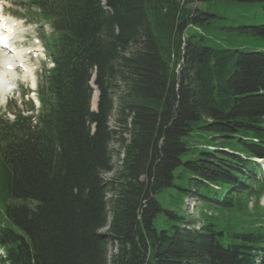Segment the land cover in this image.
Listing matches in <instances>:
<instances>
[{
    "label": "trees",
    "instance_id": "16d2710c",
    "mask_svg": "<svg viewBox=\"0 0 264 264\" xmlns=\"http://www.w3.org/2000/svg\"><path fill=\"white\" fill-rule=\"evenodd\" d=\"M27 1L53 68L0 117V264H264V0ZM177 169L199 216L158 231Z\"/></svg>",
    "mask_w": 264,
    "mask_h": 264
},
{
    "label": "rangeland",
    "instance_id": "374dc122",
    "mask_svg": "<svg viewBox=\"0 0 264 264\" xmlns=\"http://www.w3.org/2000/svg\"><path fill=\"white\" fill-rule=\"evenodd\" d=\"M4 1H6V2H4V5L8 6V8L3 6L2 12L4 14L9 15V16H14L17 20H21V21L25 22V24H23L24 25L23 30L25 31V33L28 36L27 41H26V47H34L35 46L32 44V42H34V41L31 42L32 38L40 39L39 42L42 43V38H41L42 37V31H44L47 34H50V29H49V27H47L45 25L42 26L40 24V22L34 21L33 23H31V21L29 19L25 18L27 16V13H23V12L25 11L24 6L26 4V0H4ZM195 5H197V3L194 4L193 8L195 7ZM1 6H2V3H1ZM21 14L24 15L25 17L23 16V18H22L20 16ZM41 26H42V28H41ZM39 47H42V44H40L38 46V48ZM17 48H18V46H17ZM18 49H20V48H18ZM19 51L26 53L25 56H27L28 55L27 52L30 50L21 49ZM44 53L45 52L43 51L41 54V59L30 58L29 63L32 65V67H34V70H33L34 76L32 78L35 79V85H36L35 88H31L33 85V83L31 84L32 80L27 76L24 77V74L18 72L19 70L14 72V73L8 72L9 73L8 76L2 79V81H5V85L7 86V88L14 89L15 84L18 85V88H16V90H17L16 92H12V93L7 95V101L6 102H5V97L2 94H0V113L5 111V108H7L6 107L7 104H11V106H12L14 103H16L17 107L21 108L22 103L24 105V102L28 103L26 101L32 100L34 102V104L36 105V107L38 106V103L36 101V94H33L32 92H33V90H35V92L37 93L38 83L40 81V77L43 76L44 70L46 68L48 69L51 67V65L49 64ZM25 66L28 69L30 67L29 64H26ZM0 74H1V66H0ZM23 81H25V82H23ZM18 92H19V94H18ZM23 94H28L23 99L24 102H22V97H21ZM95 99H96V95H93L91 103H90V109H92V110L95 109V104H96ZM9 102H11V103H9ZM113 121H114V114L111 117V120L109 122V126H113ZM123 138L128 139V136L123 135ZM110 150L112 151V165H113V168L116 169L118 166V161H119L118 160L119 146H117L115 141H113L110 144ZM121 156H122V154H120V157ZM174 175H175V179L173 180V185L171 187L163 190L159 194L155 195V199L159 203V205L162 209V211L160 213H158L154 219V225L158 231H160L166 227L165 220L167 219V217L164 214V212H166V211L173 210V211H175L181 215L185 213L186 220H189L190 218L191 219L192 218L197 219L199 216L198 208L201 207L199 202H197L191 198H187V199H185V201H183V197L181 196V192L179 190V187L185 181V178H183L182 180H179L177 178L178 169H177V171H175ZM112 177H113V173H111V172L102 174V178L104 180H109ZM261 204L264 205V198L261 200ZM105 231H106V229H104L102 232H105ZM114 253H115V248H113V246H112L110 248V254L112 255Z\"/></svg>",
    "mask_w": 264,
    "mask_h": 264
},
{
    "label": "bare ground",
    "instance_id": "6f19581e",
    "mask_svg": "<svg viewBox=\"0 0 264 264\" xmlns=\"http://www.w3.org/2000/svg\"><path fill=\"white\" fill-rule=\"evenodd\" d=\"M4 21L7 22L8 29H7L6 32L0 34V41H3V40H5V39H8V38L12 37L13 34H14V35H16V34L24 35L23 32H22L21 29H20V26H19L17 23H15L16 21H14L13 19L10 20V19H8V18H5ZM11 31H13V34L10 33ZM15 40H16V39L13 38L12 41L9 42V44L11 45ZM17 42H18V45H20V46L23 47V43H22V41H17ZM22 47H20V49H18V51H13L14 55H8V56L6 55V52H4V51H2V50L0 49V66H1L0 80H2L3 78L7 77L8 74H9V73H8L9 71L6 70V68L3 69V62H4V63L6 62V64H10V65H12V66L15 67V66H16L15 63L20 62V61H23V58H24V56H25L26 53H24V52H22V51H19V50L22 49ZM12 49H13V48H12ZM30 51H31L30 54H31V53H36V52H38L37 49H33V50H30ZM27 54H28V53H27ZM28 55H29V54H28ZM24 60H25V61L21 62V63L24 64V66L22 67L23 70H21V71H22V74H24V77L27 76V77H29V78L32 80V77L34 76V75H33L34 67H32V65L29 63V60H27V59H24ZM1 64H2V65H1ZM26 64H29L31 68H30V67H29V69L26 68V66H25ZM16 70H17V68H16ZM17 71H18V70H17ZM18 72H20V71H18ZM20 73H21V72H20ZM6 93H7V92H6ZM95 100H96V99H95Z\"/></svg>",
    "mask_w": 264,
    "mask_h": 264
}]
</instances>
